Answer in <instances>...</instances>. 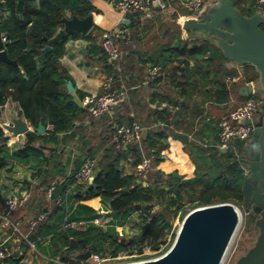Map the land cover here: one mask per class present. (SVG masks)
Wrapping results in <instances>:
<instances>
[{
	"label": "trees",
	"instance_id": "trees-1",
	"mask_svg": "<svg viewBox=\"0 0 264 264\" xmlns=\"http://www.w3.org/2000/svg\"><path fill=\"white\" fill-rule=\"evenodd\" d=\"M163 1L170 3L169 0ZM177 1L179 14L188 13L182 5L183 0ZM233 2L247 16L253 15L260 9L256 0H233ZM68 10L72 12V16L85 18L95 11V7L89 0H40L39 2L0 0V30L7 38L5 50L9 58L17 62V65L0 62V106L12 98L20 103L31 125L38 127L42 123L46 128L52 126L45 134H39L35 130L29 131L26 134V146L12 156L18 160L35 159L40 162L34 173L39 184L34 186L31 198L38 207L34 218L41 213L45 214V218L34 230L32 229L30 238L32 240L46 236L50 238L57 252H60L62 263L86 264L83 258L77 256L86 251L101 254L105 258L117 257L122 253L145 257L146 249L150 248L155 251L154 254L157 255L155 257L163 255L172 246L167 243V237L171 232L173 221L188 204L191 205L190 210H192L201 206L231 202L245 208L249 220L256 224L259 215L247 211L248 203L243 193L247 179L243 159L248 156L250 146V142L245 140L235 141V149L222 154L223 160L215 159L212 165H199L194 178L183 179L174 175L166 178L156 169L165 145L162 137L165 136L158 134L157 141L152 138L156 134L152 133L153 136L148 135L141 141V147L135 150V167L144 157L153 161L147 185L139 182L136 170L133 174H123L120 160L125 152L123 145L118 147L116 143L106 150L100 160L101 170L93 183H80L76 177L86 160L95 159L93 150L89 153L84 148L74 159L70 172L67 170V166L70 165H59V155L47 145L58 144L60 134L72 131L80 117L95 119L67 90L66 82L71 76L60 63L66 52L67 38L54 43L53 50L45 51L49 40L63 27L62 19ZM179 14L176 15V19ZM142 15V12L128 15L130 24L126 28L129 31V40H121L119 43L123 58L117 63L108 61L107 75L115 76L117 86H120L127 73L124 57L138 50L135 41L140 40L137 31L143 25ZM80 35L74 33L72 37L79 38ZM178 35L175 37L178 38ZM86 36L88 40L94 38L92 34ZM176 42L178 41L173 44L178 46L174 47L171 43L166 44L163 57L154 61V66H162L163 72L171 63H176V68H180L182 65H190L192 59L199 60L204 56H208L209 64H214L217 60H227L222 51L208 40H194L180 45ZM167 51L168 55L164 53ZM180 57L184 59H179ZM246 66L249 68L248 80H257L259 74L256 69L252 65ZM231 75H233L231 72L226 71L224 74L226 77L219 82L223 93L228 91L225 78ZM171 76L174 81L176 80L177 85L184 86L179 80L180 76L176 77L174 73H171ZM78 93L82 98L87 95L82 91ZM260 95L262 97L260 101L263 103L264 94ZM161 113L169 116L172 114L168 109H164ZM114 120L116 124H123L119 119ZM133 122L134 119H131L127 124ZM40 140L44 141V146L36 147L34 144ZM8 142L9 137L4 133L0 134V166H5L8 161ZM44 149H49L51 155L46 156ZM218 152L221 153L220 150ZM68 162L70 163V159ZM76 183H78V191L75 198L86 201L101 197L113 213L112 219L121 222L120 225H125L134 213H139L142 217L141 231L132 236H121L115 229L105 230L94 224L84 228H64L67 221L80 222L86 218L93 219L100 216L95 209L86 204L79 203L75 206L70 203V193ZM26 184L31 188L30 181H26ZM50 189L51 197L48 198L45 195ZM190 210H186V214ZM146 224H149L148 228Z\"/></svg>",
	"mask_w": 264,
	"mask_h": 264
},
{
	"label": "crops",
	"instance_id": "crops-1",
	"mask_svg": "<svg viewBox=\"0 0 264 264\" xmlns=\"http://www.w3.org/2000/svg\"><path fill=\"white\" fill-rule=\"evenodd\" d=\"M39 1L36 0V2ZM89 1L95 7V11L92 12L94 27L88 35L92 34L94 38L88 40L87 36L83 35H80L79 38L72 37L73 34L68 36L65 44L66 52L60 59V63L70 74V80L75 85L73 92H70L68 88L67 90L83 107H85L83 103L85 97L103 92L104 80L108 73V59L102 46L105 37L113 30L122 26L127 27L130 24L128 16L125 17L116 9L117 0ZM169 1L170 3H165L167 6L165 9L160 5H155L150 13L142 15L143 25L137 31L140 40L135 41L138 50L123 59L127 73L119 84L120 86H117L123 94L116 102L113 113L93 120L82 116L76 121V127L72 131L60 134L58 144L47 145L59 155V165H70L67 166L69 172L74 159L84 148L89 153L93 150L96 166L92 179L88 183H93L98 177L101 170L100 160L106 150L114 144L116 126L114 119H119L124 124L130 123L131 119L139 122L144 127L142 140L148 135L152 137V133L156 134L152 138L157 141L159 140L158 134L165 136L162 137V142L166 146L164 145L162 148V156L156 164V169L166 178L170 175L183 179L194 178L199 165H212L215 159H224L222 154L235 149V141L228 150L219 148L220 124L224 120H230L234 124L235 122L230 119L231 112L244 103L253 90H260L259 77L257 80H248L247 70L249 68L246 65H239L230 60H217L214 64H209L208 56H204L199 60L192 59L190 65H182L180 68H176V63H171L155 81L147 82L149 70L154 66V61L163 57V51L167 48L166 44L171 43L172 45L178 41L176 44L180 45L194 40H208L197 31L186 30L177 21L175 17L180 13L178 1ZM66 16L71 17L72 12L66 11ZM127 19L129 22L125 23ZM177 34H179L178 38L175 37ZM3 37L2 34V39ZM172 46L178 45L173 44ZM121 52V58H123V51L121 50ZM164 53L168 55L169 52ZM179 59L184 58L180 57ZM226 71L233 75L225 78L228 91L223 93L219 82L226 77L224 76ZM171 73H174L176 77L180 76L179 80L183 83V87L177 85ZM229 77H236L237 80H230ZM79 91L87 95L82 98ZM164 109H168L172 114L169 116L166 113H161ZM16 118H22L31 126L20 103L9 98L6 104L0 106V134L4 133L9 137L7 150L9 158L5 166H0V213L6 212L5 203L8 199L18 197L25 191H30L32 197L34 186L39 184L34 173L40 162L35 159L27 161L12 157L23 149L27 142V133L17 137L8 135L10 133L5 125L12 123ZM51 128L52 126H48L46 129ZM177 133L187 135L189 140L183 141L176 138ZM138 144L141 147V143ZM34 145L42 147L44 141H37ZM127 145H123L125 153L120 160L124 175L133 174L136 170L134 166L136 149L127 147ZM44 153L46 156L51 155L49 149H44ZM31 163L37 164V168H31ZM26 181L32 183L31 188H28ZM77 191L78 183L74 184L70 193L71 204L75 206L79 203L86 204L104 214L103 217L95 218L108 221H106V226H101L91 222L95 218H86L82 221H87V223L82 222L73 228H84L89 224H94L105 230L106 228L115 229L121 236H132L129 235V232L132 231L129 222L121 226L116 225L117 222L112 221L113 215H110L109 206L104 203L101 197L80 201L75 198ZM45 196L51 197L49 191ZM30 199L24 207L9 214L11 218L14 216L13 220L24 219H22L24 221L22 231L25 236L15 234L11 229L1 228L0 245H6L15 250L11 259L12 264H62L60 252H57L50 238L47 236L39 237L37 240L30 238V233L34 229L29 227L28 221L33 219L38 211V207L32 198ZM47 209L48 207H46ZM130 221L137 229L139 226L137 228L136 226L142 223V217L139 213H134L130 217ZM77 256L79 257V254ZM84 260L87 263L90 258Z\"/></svg>",
	"mask_w": 264,
	"mask_h": 264
},
{
	"label": "water",
	"instance_id": "water-1",
	"mask_svg": "<svg viewBox=\"0 0 264 264\" xmlns=\"http://www.w3.org/2000/svg\"><path fill=\"white\" fill-rule=\"evenodd\" d=\"M62 21L63 27L49 40L45 51L53 50L54 43L76 32L86 36L94 27L92 13L85 18L65 16ZM128 22V19L125 20V23ZM183 26L186 30L201 33L222 51L227 60L243 66L252 65L259 74V88L264 94V13L261 10L247 16L235 6L233 0H208L205 8L188 18ZM6 44L0 30V62L17 65L9 58ZM67 88L70 92L75 90L72 80L67 81ZM258 115L254 140L250 143L248 156L243 159L247 175L243 193L248 203L247 211L259 215L256 221L259 235L254 246L236 264H264V101ZM241 123H245V120ZM5 127L15 137L32 130L39 134L47 131L42 123L38 127L30 126L22 118L14 119ZM175 137L189 140L187 135L181 133ZM127 147L139 149L140 145L129 143ZM30 167L37 168V164L31 163ZM251 206H254L253 210ZM242 218L240 208L231 202L194 208L185 216L174 243L166 253L157 259L131 264H223ZM148 226L146 224V228ZM91 255V251H86L79 257L88 260Z\"/></svg>",
	"mask_w": 264,
	"mask_h": 264
},
{
	"label": "built area",
	"instance_id": "built-area-1",
	"mask_svg": "<svg viewBox=\"0 0 264 264\" xmlns=\"http://www.w3.org/2000/svg\"><path fill=\"white\" fill-rule=\"evenodd\" d=\"M260 6V9L264 13V0H256ZM208 0H183L182 5L188 11V14H180L177 21L183 26L184 22L191 17L195 16L197 11H202L207 5ZM155 5H160L162 8H166V4L163 0H117L115 3L116 9L125 17L131 13L142 12L143 14L150 13ZM190 15V16H188ZM121 40H129V31L125 26L117 28L110 32L104 39L102 46L105 54L108 57V61L111 63H117L122 56L119 43ZM3 41L6 42L7 38L4 36ZM121 70V68L119 67ZM163 73L162 66H152L149 70V76L147 82L155 81ZM230 80H237L236 77H229ZM256 90H253L250 97L237 108H235L230 115V119L235 123H231L230 120H224L220 124L219 132V148L228 150L231 148L232 143L235 139L245 140L252 142L254 140V131L256 128L255 121L259 117V110L261 108L262 102L255 94ZM123 92L117 87L115 76L113 74L106 75L103 92L96 95L87 96L84 98L83 103L87 108L90 116L94 118H103L110 115L114 111L116 102L121 98ZM245 120V123H241ZM11 135V134H8ZM144 135V127L139 123L134 121L131 124H116L114 132V143L117 146L126 145L129 143H141ZM95 159L86 160L82 169L76 174L78 181L80 183H88L93 176L95 170ZM152 170V161L148 157H144L141 163L136 167V174L138 176L139 182L147 185L149 173ZM51 195V189L49 190ZM31 198V192L25 191L18 197H12L8 199L5 203V211L0 213V229H11V231L18 235H24L22 227L24 221L22 219L13 220L9 214L19 210L23 207ZM45 214L41 213L37 218L31 219L29 227L34 229L43 219ZM106 221L102 218H95L91 220L92 223L106 226ZM82 222L87 221H67L64 224L65 228H72ZM85 224V223H84ZM25 236V235H24ZM15 250L6 245H0V264H12L11 259L13 258ZM136 257L131 261H126L116 264H131L147 260L157 259L154 258H141V256H128ZM126 257V258H128ZM117 258V257H116ZM111 258H105L103 255L98 253H92L90 260L86 264H114L113 261H109ZM124 259V258H123ZM67 264V263H62Z\"/></svg>",
	"mask_w": 264,
	"mask_h": 264
},
{
	"label": "rangeland",
	"instance_id": "rangeland-1",
	"mask_svg": "<svg viewBox=\"0 0 264 264\" xmlns=\"http://www.w3.org/2000/svg\"><path fill=\"white\" fill-rule=\"evenodd\" d=\"M210 1H214V0H209ZM262 92L260 90L256 91L255 94L256 96L261 99V94ZM240 139H235L234 141H239ZM237 206V205H236ZM239 207V206H237ZM191 205H186V208L181 211L174 219L173 224H172V229L171 232L169 233L168 237H167V243L169 245H172L176 239V235L178 234V231L183 223V220L185 218V216L191 211ZM240 210L242 211V223L238 229V231L235 234V237L233 238V241L230 245V248L227 252V255L224 259L223 264H236V262L239 260V258L244 255L250 248H252L257 240V237L259 235V228L257 227V225L252 222L251 220H249L248 218V214L246 213L245 208L243 207H239ZM188 210H190L187 214L186 212ZM100 217H103L104 214L98 212ZM186 214V215H185ZM114 222H117L116 225H120L121 222L117 221L116 219L112 220ZM133 222L130 221L129 219V224L132 227V231L129 232V235H135L138 234L140 232L141 226L137 225L136 228L139 226V228L135 229L132 224ZM121 226V225H120ZM109 229V228H108ZM107 230V228H106ZM155 251L151 250L150 248L146 249L145 252V257H140L139 259H143V258H154L155 256H157L156 254H154ZM131 254L128 253H122L119 256L116 257H109L111 258L109 261H113L114 264L116 263H122V262H126V261H131L133 259H136L134 257H128ZM128 257V258H126ZM124 258V259H123Z\"/></svg>",
	"mask_w": 264,
	"mask_h": 264
},
{
	"label": "flooded vegetation",
	"instance_id": "flooded-vegetation-1",
	"mask_svg": "<svg viewBox=\"0 0 264 264\" xmlns=\"http://www.w3.org/2000/svg\"><path fill=\"white\" fill-rule=\"evenodd\" d=\"M253 208H254V206H251V208H250V209H251V210H253ZM255 213H256V212H254V214H255ZM257 214H258V213H257Z\"/></svg>",
	"mask_w": 264,
	"mask_h": 264
}]
</instances>
